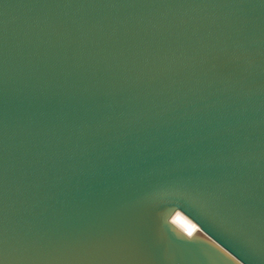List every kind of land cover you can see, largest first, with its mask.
<instances>
[{"label":"water","instance_id":"obj_1","mask_svg":"<svg viewBox=\"0 0 264 264\" xmlns=\"http://www.w3.org/2000/svg\"><path fill=\"white\" fill-rule=\"evenodd\" d=\"M0 264H264V0H0Z\"/></svg>","mask_w":264,"mask_h":264},{"label":"bare ground","instance_id":"obj_2","mask_svg":"<svg viewBox=\"0 0 264 264\" xmlns=\"http://www.w3.org/2000/svg\"><path fill=\"white\" fill-rule=\"evenodd\" d=\"M171 221L186 234H192L197 228L195 223L180 212H176L172 216Z\"/></svg>","mask_w":264,"mask_h":264}]
</instances>
